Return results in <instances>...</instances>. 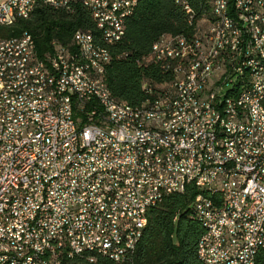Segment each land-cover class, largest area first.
I'll return each instance as SVG.
<instances>
[{"label": "built area", "instance_id": "built-area-1", "mask_svg": "<svg viewBox=\"0 0 264 264\" xmlns=\"http://www.w3.org/2000/svg\"><path fill=\"white\" fill-rule=\"evenodd\" d=\"M26 1H0V15L25 12ZM138 1L67 4L90 6L101 31L120 41ZM185 2L193 25L194 7ZM218 2L238 13V21L224 19L227 33L216 22L206 23L195 47H186V37L165 38L156 43L162 52L143 61L163 74L187 67V76L171 90L177 101L170 105H162L170 91L142 78L153 99L138 120L123 117L124 106H109L85 61L73 63L55 51L52 40L42 54L34 43L24 57L0 58V68L10 67L5 78L14 79L0 93L19 88L20 71L37 82L38 71L48 69L43 90L0 101V264H89L88 249L122 261L135 249L149 209L189 185L199 190L190 204L204 228L198 257L205 264H257L264 248V117H257L264 110V66H255V59H264V25L257 22L264 0ZM253 29H260V37H253ZM229 32H238L241 60L230 57L228 81L218 86L212 54ZM177 47H184V55L171 62ZM159 56H167L165 66H158ZM95 61L102 67V60ZM245 61H252L257 85L245 96V108H238L230 87L249 84ZM206 81H214L217 101H207L210 90L199 94ZM175 110H185V118L165 123ZM141 124H150V132L141 131Z\"/></svg>", "mask_w": 264, "mask_h": 264}, {"label": "trees", "instance_id": "trees-1", "mask_svg": "<svg viewBox=\"0 0 264 264\" xmlns=\"http://www.w3.org/2000/svg\"><path fill=\"white\" fill-rule=\"evenodd\" d=\"M189 1L196 15L193 25L188 23L186 13L175 0L137 2L126 19L124 36L110 47L113 58L104 72V81L118 101L138 108L148 97L141 85L142 78H146V85L151 81L167 84L172 80L169 72L163 74L153 63L144 64L143 59L162 35L192 37L195 22L209 12V5L204 0ZM80 30L101 40L91 13L83 5L74 3L69 9H56L38 4L28 18L17 19L10 26H0V38L28 33L37 53L42 54L51 48V40L72 47L73 35ZM198 191L189 185L183 192L166 195L149 209L142 235L128 258L112 261L96 255L95 264H205L196 251L197 240L204 228L190 205ZM257 264H264V248L258 252Z\"/></svg>", "mask_w": 264, "mask_h": 264}, {"label": "bare ground", "instance_id": "bare-ground-1", "mask_svg": "<svg viewBox=\"0 0 264 264\" xmlns=\"http://www.w3.org/2000/svg\"><path fill=\"white\" fill-rule=\"evenodd\" d=\"M67 1L71 0H27L25 2V12L17 13L16 15L1 14L0 26H10L17 19L28 18L31 11L38 4H47L53 8L69 9L74 3L67 4ZM96 1V0H88ZM209 5V12L205 14L200 20L195 22L194 32L191 38H186V47H195L198 39H200L204 33V26L206 23L216 22V26H220V33H227V26H224V19H230V21H238V13L230 12L228 9H221V4L218 0H204ZM187 15L188 23L192 24V11L190 6L186 5L185 0H175ZM89 10L91 13L96 28L100 32L101 40H98L96 36L88 31H76L73 35L71 46H62L57 42H54V49L60 54L71 56L73 63H80V59H83L86 64V73L92 75V77L98 81L102 91L106 95V102L109 106L121 105L124 106L123 117L128 120H138V114L142 113V106H146L148 102L153 99L152 91H145L148 93L147 99L138 108L131 107L125 102L118 101L110 92L104 81V72L106 66L111 62L113 58V52L110 47L118 41L110 38L106 33L101 31V21L99 20L98 13L92 10L90 6L84 3H79ZM195 19V18H194ZM194 21V20H193ZM200 22L201 25H200ZM257 22L259 25H264V4H258ZM77 35L83 36V40H78ZM253 37H260V29H253ZM169 38L170 40H179L185 38L182 35H162L151 46L149 54L144 57L143 61H148L155 52H162V44H156L162 42L163 39ZM101 41V43H100ZM121 41V40H120ZM238 32H229L224 34L223 40L220 41V52H213L212 61H218L216 66V82L218 86H225L228 77L230 76V68H226L227 64H230V57H234V60H241V53H239V47H237ZM85 43L87 46H85ZM103 43V44H102ZM30 44H34V40L28 33H23L19 37L15 38H0V58H18L24 57L29 53ZM8 46V47H4ZM92 49L93 51H91ZM220 53L222 58H220ZM121 55V54H120ZM184 55V47H177L170 53V61L178 62ZM116 57V56H115ZM95 60H102V67L96 63ZM167 64V56L158 57V65L165 66ZM255 66H264L263 58L255 59ZM172 80L167 84L148 82L147 85L156 87L158 89H164V91H170L168 98H162V105H170V102L177 101V91H171L177 83H180L183 76H187V67H180L176 70H170ZM10 74V67L0 68V86L2 88H10L14 86L13 78H5ZM244 76H249V84L236 83L235 86L230 87V97L238 98V108H245V96L253 92V86L257 85V73H252V61L244 62ZM48 77V69H40L38 71L37 82L28 81V72L20 71L16 73V81H22L19 84V88L8 90L0 93V101L16 100L20 95H28L29 90H43L46 85V78ZM214 89V81H206V85H199V94H206V90H210L207 94V101H217V90ZM133 105V104H132ZM257 117H264V110H257ZM183 118H185V110H175L165 116V123L177 124ZM2 127V120H0V128ZM141 131L150 132V124H141ZM192 210L194 211V204ZM96 255L106 257L112 261L114 258H109L103 255L99 250L88 249L84 252V260L89 264H95ZM15 264H28V262H15Z\"/></svg>", "mask_w": 264, "mask_h": 264}, {"label": "rangeland", "instance_id": "rangeland-1", "mask_svg": "<svg viewBox=\"0 0 264 264\" xmlns=\"http://www.w3.org/2000/svg\"><path fill=\"white\" fill-rule=\"evenodd\" d=\"M0 1H2V0H0ZM201 23H202V22H200V25H201Z\"/></svg>", "mask_w": 264, "mask_h": 264}]
</instances>
